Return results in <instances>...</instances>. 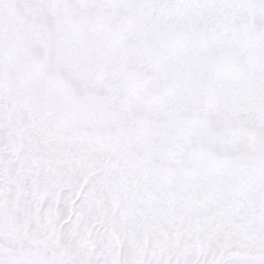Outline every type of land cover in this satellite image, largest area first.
I'll return each instance as SVG.
<instances>
[{"label":"snow or ice","instance_id":"obj_1","mask_svg":"<svg viewBox=\"0 0 264 264\" xmlns=\"http://www.w3.org/2000/svg\"><path fill=\"white\" fill-rule=\"evenodd\" d=\"M0 264H264V0H0Z\"/></svg>","mask_w":264,"mask_h":264}]
</instances>
